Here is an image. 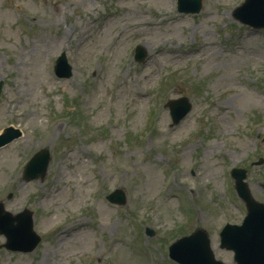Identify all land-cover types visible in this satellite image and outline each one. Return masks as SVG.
<instances>
[{
  "label": "rangeland",
  "instance_id": "rangeland-1",
  "mask_svg": "<svg viewBox=\"0 0 264 264\" xmlns=\"http://www.w3.org/2000/svg\"><path fill=\"white\" fill-rule=\"evenodd\" d=\"M243 1L193 16L176 0H0V132L23 133L0 149V201L31 210L42 237L32 253L0 248V264H177L169 246L200 228L235 264L220 249L246 214L233 168L264 203V31L233 17ZM181 96L193 109L173 125L165 104ZM44 149L45 176L27 182ZM115 189L125 205L106 200Z\"/></svg>",
  "mask_w": 264,
  "mask_h": 264
},
{
  "label": "water",
  "instance_id": "water-1",
  "mask_svg": "<svg viewBox=\"0 0 264 264\" xmlns=\"http://www.w3.org/2000/svg\"><path fill=\"white\" fill-rule=\"evenodd\" d=\"M191 3L193 8L185 7ZM189 6V5H188ZM200 0H179V10L185 13H197L200 11ZM237 19L260 28L264 27V0H248L244 6L237 10ZM142 57V56H141ZM58 75L70 76V68L62 70L60 64L57 67ZM1 91V84H0ZM171 106L178 108L173 113L175 123H178L190 111L191 106L186 99L170 102ZM174 109V108H172ZM20 136V132L14 129H7L0 136V147L10 143ZM48 153L42 152L30 162L27 177L36 178L38 175H30V172H40L41 175L48 164ZM40 169V170H39ZM236 180V190L247 206L248 216L241 227L227 226L222 234V248L235 252V261L238 264H264V205L258 204L251 197L244 182L246 173L243 170H234L232 173ZM112 195L110 199H119L120 204L125 203L121 192ZM18 224L13 226V222ZM0 233L8 239L6 247L13 251H32L40 242V238L33 231L32 217L24 212L16 217L4 211L0 204ZM170 256L180 264H222L215 260L210 248V241L206 232L198 230L194 235L184 238L170 248Z\"/></svg>",
  "mask_w": 264,
  "mask_h": 264
}]
</instances>
